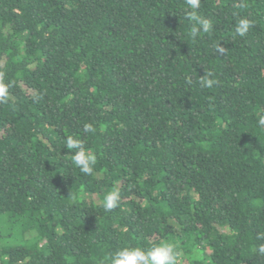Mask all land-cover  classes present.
<instances>
[{
	"label": "trees",
	"instance_id": "1",
	"mask_svg": "<svg viewBox=\"0 0 264 264\" xmlns=\"http://www.w3.org/2000/svg\"><path fill=\"white\" fill-rule=\"evenodd\" d=\"M0 83V264H264V0H0Z\"/></svg>",
	"mask_w": 264,
	"mask_h": 264
},
{
	"label": "clouds",
	"instance_id": "2",
	"mask_svg": "<svg viewBox=\"0 0 264 264\" xmlns=\"http://www.w3.org/2000/svg\"><path fill=\"white\" fill-rule=\"evenodd\" d=\"M190 8L193 10L198 9L200 5V0H187ZM188 19L195 22L192 27L191 34L193 38L200 32H208L212 28V24L209 20L202 18L196 14L195 11L188 14ZM198 25L199 27H197ZM251 26L250 20L247 18H241L238 22V26L235 31L240 37L246 35L249 27ZM217 50L219 52L223 51L221 45H217ZM211 72L208 73V77H211ZM201 84L204 87H212L215 81L211 78L201 79ZM7 86L0 83V99L7 96ZM259 124L264 126V118L259 120ZM94 128L91 124L84 126V132H93ZM65 147L69 150H75L72 153V160L75 165L84 173L92 174L94 166L97 162L96 155L91 151L85 149L84 141L81 139L74 138L73 136H68L66 139ZM120 200V192L118 189H113L108 192L103 201V206L105 210L111 211L117 207ZM259 253L264 255V246H260L258 249ZM178 253L174 246L167 242H161L158 245L150 249L142 248H123L109 257L110 264H176Z\"/></svg>",
	"mask_w": 264,
	"mask_h": 264
}]
</instances>
